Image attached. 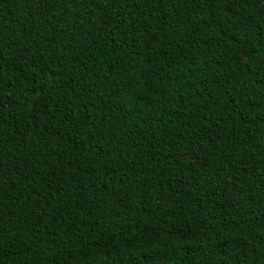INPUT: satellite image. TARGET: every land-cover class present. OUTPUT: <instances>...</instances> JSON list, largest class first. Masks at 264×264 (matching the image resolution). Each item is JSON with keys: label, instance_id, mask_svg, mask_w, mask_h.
<instances>
[{"label": "trees", "instance_id": "16d2710c", "mask_svg": "<svg viewBox=\"0 0 264 264\" xmlns=\"http://www.w3.org/2000/svg\"><path fill=\"white\" fill-rule=\"evenodd\" d=\"M0 264H264V0H0Z\"/></svg>", "mask_w": 264, "mask_h": 264}, {"label": "snow or ice", "instance_id": "6c2138e0", "mask_svg": "<svg viewBox=\"0 0 264 264\" xmlns=\"http://www.w3.org/2000/svg\"><path fill=\"white\" fill-rule=\"evenodd\" d=\"M257 7H259V4L257 5Z\"/></svg>", "mask_w": 264, "mask_h": 264}]
</instances>
